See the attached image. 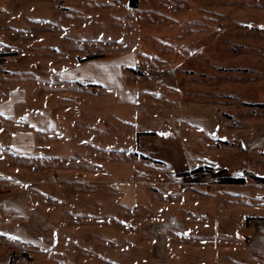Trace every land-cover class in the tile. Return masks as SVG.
<instances>
[{"label": "rangeland", "instance_id": "obj_1", "mask_svg": "<svg viewBox=\"0 0 264 264\" xmlns=\"http://www.w3.org/2000/svg\"><path fill=\"white\" fill-rule=\"evenodd\" d=\"M47 1L20 0V5ZM12 11L8 16L0 11V39L29 36L10 28L31 31L37 45H54V60L68 55L69 62L82 63L132 54L129 58L138 68L132 74L124 69L123 81L143 85V102L132 124L140 133V149L150 148L153 157L164 162L160 175L198 166L174 139L179 127L209 138L235 136L238 141L247 129L264 124V0H137L135 7L130 0H54V13L49 6ZM33 16L54 21V31L47 25L31 26L27 20ZM60 65L54 64V81L61 80V70L66 69V64ZM170 100H184V109L166 114L164 104ZM247 134L246 139L252 133ZM7 155L3 153L5 160L24 169L21 180L47 184L12 185L0 179V264H134L147 257L145 215L121 209L110 189L100 188L93 200L84 201L89 192L86 195L88 189L79 185L81 195H66L54 208L58 187L50 182L58 169L67 178L66 162L56 165L47 154L33 159ZM216 155L235 172L244 164L257 169L254 157L245 152L222 149ZM198 174L188 180L219 183L214 174L205 172L209 182ZM96 205L102 211L97 215L91 210Z\"/></svg>", "mask_w": 264, "mask_h": 264}, {"label": "crops", "instance_id": "obj_2", "mask_svg": "<svg viewBox=\"0 0 264 264\" xmlns=\"http://www.w3.org/2000/svg\"><path fill=\"white\" fill-rule=\"evenodd\" d=\"M1 2L3 16L20 7L49 6L54 13V0L29 7L20 5V0ZM42 18L33 16L27 22L42 28L47 25L54 31V21L45 23ZM10 30L29 36L0 39L2 181L22 186L47 184L21 180L19 175L24 169L5 160L3 153L9 159H13L12 155L33 159L37 154H47L45 157L56 165L66 162L68 173L67 178L61 177L56 169L50 182L58 187L54 208L58 206L56 200H64L66 195H81L76 190L83 186L88 189L85 194L89 192L84 201L93 200L94 192L100 188L110 189L121 209L145 215L143 247L148 254L134 264H139V259L144 264H264V124L256 130L247 129L238 141L235 136L209 138L202 136L203 132H184L179 127L174 139L198 166L160 175L164 162L153 157L150 148L140 149V133L132 124L143 102L139 94L143 85L136 80L123 81L124 69L132 74L138 68L129 58L132 54L82 63L69 62L68 55L54 60V45L46 49L34 43L36 36L31 31ZM28 40L33 46L26 44L31 42ZM44 52L51 58H44ZM54 64H66L61 80L54 81ZM47 73L51 76L45 79ZM88 79L99 83L93 85ZM164 105L165 113L172 114L177 108L183 110L185 101L170 100ZM248 132L252 134L246 139ZM222 149L253 156L257 169L245 168V164L240 171L229 169L218 161L216 153ZM200 154H205L206 160L198 158ZM199 168L210 169L211 174L221 172L219 179L243 182L206 185L189 181L188 176ZM59 186H65V190ZM91 210L96 215L101 211L99 205ZM103 213L107 216L106 211Z\"/></svg>", "mask_w": 264, "mask_h": 264}, {"label": "trees", "instance_id": "obj_3", "mask_svg": "<svg viewBox=\"0 0 264 264\" xmlns=\"http://www.w3.org/2000/svg\"><path fill=\"white\" fill-rule=\"evenodd\" d=\"M130 6H133V7L137 6V0H130ZM132 71L135 72L136 70H132ZM206 171L209 173H212L210 169H206V168H199V169L195 170L194 172L195 173H202V172H206ZM220 174H221V172H217L214 175L218 176ZM261 180L264 181V179H261ZM218 181L221 183H242L243 182L242 179H234V178H220V179H218Z\"/></svg>", "mask_w": 264, "mask_h": 264}, {"label": "built area", "instance_id": "obj_4", "mask_svg": "<svg viewBox=\"0 0 264 264\" xmlns=\"http://www.w3.org/2000/svg\"><path fill=\"white\" fill-rule=\"evenodd\" d=\"M199 174H200V173H199ZM199 174H198V175H199ZM201 174H205V172H202ZM205 175H206V174H205ZM204 179H205L206 182H209V176H208V175L204 176Z\"/></svg>", "mask_w": 264, "mask_h": 264}, {"label": "snow or ice", "instance_id": "obj_5", "mask_svg": "<svg viewBox=\"0 0 264 264\" xmlns=\"http://www.w3.org/2000/svg\"><path fill=\"white\" fill-rule=\"evenodd\" d=\"M0 114H3L2 112H0ZM0 131H2V129H0ZM162 135H167L166 133H162ZM239 175H242V173H239ZM14 239H18V237H14Z\"/></svg>", "mask_w": 264, "mask_h": 264}]
</instances>
